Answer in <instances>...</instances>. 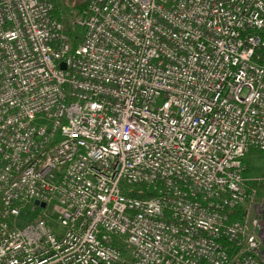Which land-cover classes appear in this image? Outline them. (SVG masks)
Returning a JSON list of instances; mask_svg holds the SVG:
<instances>
[{"label": "built area", "instance_id": "obj_1", "mask_svg": "<svg viewBox=\"0 0 264 264\" xmlns=\"http://www.w3.org/2000/svg\"><path fill=\"white\" fill-rule=\"evenodd\" d=\"M54 7L0 0V264H264V0Z\"/></svg>", "mask_w": 264, "mask_h": 264}, {"label": "rangeland", "instance_id": "obj_2", "mask_svg": "<svg viewBox=\"0 0 264 264\" xmlns=\"http://www.w3.org/2000/svg\"><path fill=\"white\" fill-rule=\"evenodd\" d=\"M62 1H63V5L68 9V11L66 12V15L64 17L69 20V19H71V15H72V13H69L71 10L70 8L72 7L71 1L70 0H62ZM70 21L71 20H69V22ZM244 163H245V165H247V167H249V169H247L246 175H250V176L259 175L261 173V170L263 167V153L252 150L245 157ZM49 210H50L49 206L44 207V208L37 207L34 210L33 205L30 204L22 210V214L20 217L11 220V224H13L16 227H21V226L25 225L26 223L36 219L37 217L42 216L44 213L45 214L48 213Z\"/></svg>", "mask_w": 264, "mask_h": 264}, {"label": "trees", "instance_id": "obj_3", "mask_svg": "<svg viewBox=\"0 0 264 264\" xmlns=\"http://www.w3.org/2000/svg\"><path fill=\"white\" fill-rule=\"evenodd\" d=\"M70 1H71L73 8L83 9L86 7L89 0H70ZM53 2L55 5L54 10H53V14L57 15V16H63V21L65 23L66 30H67L68 34L71 37H73L75 31L81 33L82 28L75 27L73 29V26L70 24L69 20L64 17L66 15V12L68 11V9L63 5V1L62 0H53ZM255 33L262 40H264V27L261 28L260 30L256 31ZM256 55L259 56L258 60H260V61L263 60V58H264V47L257 48L256 49ZM236 215H238V214H236ZM232 218H235V216H233Z\"/></svg>", "mask_w": 264, "mask_h": 264}, {"label": "water", "instance_id": "obj_4", "mask_svg": "<svg viewBox=\"0 0 264 264\" xmlns=\"http://www.w3.org/2000/svg\"><path fill=\"white\" fill-rule=\"evenodd\" d=\"M61 66L64 67L63 64H61ZM33 203H34V205H40V206H42V207L44 206V203H43V202H42V203H39L38 200H34Z\"/></svg>", "mask_w": 264, "mask_h": 264}]
</instances>
